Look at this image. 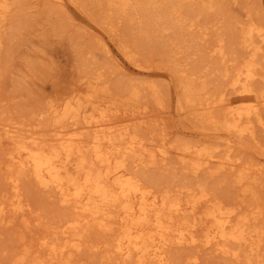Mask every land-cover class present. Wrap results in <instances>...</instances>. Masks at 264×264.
<instances>
[{
    "label": "bare ground",
    "instance_id": "1",
    "mask_svg": "<svg viewBox=\"0 0 264 264\" xmlns=\"http://www.w3.org/2000/svg\"><path fill=\"white\" fill-rule=\"evenodd\" d=\"M66 1L101 11L104 22L116 15L136 28V44L150 46H158L154 42L162 31L179 33L186 20L190 21L186 26L192 27L193 17L218 9L216 0ZM12 4L0 0V29L10 21ZM252 9L261 16L259 22L251 18L240 22L236 16L233 19L238 22H231L241 27L232 30L230 41L220 36L208 47L219 58L213 65L221 79L213 90L206 82H197L200 68L179 71L178 108L195 109L199 125L192 129L198 141L171 147L163 134L141 132L148 121V104L162 106L157 86L145 84L149 98L144 99L143 83L128 81L114 89L96 69L88 71L90 67L37 104L36 110L47 116L43 128L24 129L13 121L0 124V139L4 136L7 145L4 181L8 190L0 199V226L15 220L25 227L32 222L42 225L41 217L31 220L32 205L21 186L24 177L55 198L60 213L54 226L37 236L35 246L24 245L13 252L9 264H89L91 260L81 255L84 249L91 259L99 255L102 264H196L199 250L234 262L264 264V205L257 193L264 184V166L231 157L235 149H248L255 142L256 128L264 133V94L255 86L258 79H264V2ZM38 20L57 22L51 10L43 16L30 14L11 22L10 32L20 33ZM102 44L104 52L111 53ZM230 45L245 54L240 64L227 69L224 54ZM118 47L136 73H143L126 42L118 41ZM159 47L172 57L170 44ZM89 52L80 50V58L84 60ZM154 136H159L156 142ZM257 143L264 156V146ZM171 152L194 177L232 172L230 183L239 187L240 194L250 196L249 202L238 201L237 191V201L213 198L201 182L159 187L158 181L142 180L138 168L166 165ZM184 249L190 252H176Z\"/></svg>",
    "mask_w": 264,
    "mask_h": 264
},
{
    "label": "rangeland",
    "instance_id": "2",
    "mask_svg": "<svg viewBox=\"0 0 264 264\" xmlns=\"http://www.w3.org/2000/svg\"><path fill=\"white\" fill-rule=\"evenodd\" d=\"M10 2L13 3L12 16L10 21L0 29L2 41L0 49V111H2L0 112V124L13 121L23 124L24 129L27 128L26 126H29L28 129L43 128L47 116L36 110L37 104L46 102L49 95L68 86L71 78L73 80L80 74L84 75L85 70H88L85 68L90 67L92 70L88 71L96 69V72L110 82L114 89L121 88L128 81L135 85L143 83L141 96L144 99L149 98V91L145 84H155L162 97V106L148 104L150 109L148 121L141 126L140 131L144 134L147 131L154 135L163 134L166 143L173 147L177 142L198 141L192 129L199 125L195 109L186 106L178 108L177 102L181 90L176 86V79L179 71L188 72L191 69L200 68L198 73L200 77L197 82L204 81L207 87L213 90L221 79L220 72L213 65V62L219 58L210 52L208 47L220 36L226 42L230 41L232 30L241 27V24L235 26L232 23L238 22L237 19H233L236 16L241 20L240 22H246L248 18L259 22L261 16L255 14L252 8L263 4L264 0H216L218 9L207 10L193 17L192 27L186 26L190 24V21L186 20L184 28L179 33H173L170 29L162 31L154 42H158V46L136 44L138 35L134 26H128L123 19H116V15L104 22L101 19L102 12L98 13V10L90 6L81 4L74 6L66 0H10ZM49 10L54 13V20L57 21L55 25L54 22L51 24L44 20L33 21L28 23L20 33L11 34V22L15 24L21 17L30 14L41 13L43 16ZM190 14L187 15L191 16ZM122 40L135 53L136 62L143 68V73L137 74L132 64L121 54L118 41ZM102 43L109 46L111 53L104 52ZM164 43L170 44L172 57L164 52L162 47H159V44ZM80 50H90L89 56L82 60L79 56ZM244 54V51L237 46H228L224 54L225 68L231 69L234 64H240ZM86 60L91 62V65ZM174 70L178 72L175 73ZM255 86L264 94V79H258ZM229 94L232 95L231 91ZM30 111L35 113L31 114ZM262 113L264 115V105ZM158 137L152 138L156 142L155 138L158 140ZM255 142L264 146V133L259 128H256ZM255 142H250L248 149H235L231 157L238 158L241 162L259 161L264 166V156ZM6 148L7 145L2 136L0 139V199H4L8 192L4 181ZM165 163L166 165L158 164L157 166L156 163L153 166H142L143 169L138 168L137 173L145 182L158 181L159 187L167 186L168 183L178 186L190 180L201 182L213 198L218 197V199L230 202L237 201L239 187L232 186L230 183L232 172L223 170L212 176L199 173L194 177L183 170L173 152ZM22 183L23 196L29 200L28 202L32 205L31 209H33L31 220L41 217L42 225L32 222L33 226L30 224L25 227L15 220L12 224L0 226V264H9L14 256L13 252L16 254L17 250L20 251L24 245H32L33 248L37 238L46 227L54 226L53 222L58 221V214H60L57 206L54 205L55 198L47 196V193L34 186L27 177L22 179ZM236 191L237 194L234 193ZM257 193L259 203L264 205V184L257 188ZM240 196L238 201L249 202L250 196L242 194ZM53 205L56 210L50 209ZM90 241L94 240L90 239ZM187 250L176 252H190ZM83 251L84 255H81L87 262L91 260L89 264L103 263L98 260L99 255L95 254L96 258L92 255L94 259H91V253H87L86 249ZM197 254L196 264H247L241 260L234 262L222 258L207 250H199Z\"/></svg>",
    "mask_w": 264,
    "mask_h": 264
}]
</instances>
